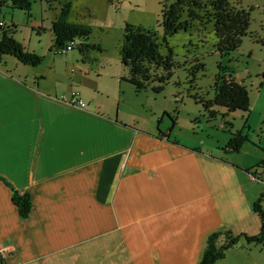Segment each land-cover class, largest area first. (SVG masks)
<instances>
[{
  "label": "crops",
  "instance_id": "obj_1",
  "mask_svg": "<svg viewBox=\"0 0 264 264\" xmlns=\"http://www.w3.org/2000/svg\"><path fill=\"white\" fill-rule=\"evenodd\" d=\"M36 1L41 17L47 5L53 10V2ZM36 15L32 29L50 31L53 46L58 13L46 24ZM72 59L65 70L0 64V241L13 247L8 264H198L211 231L260 232L254 203L264 162L260 170L225 150L228 139L213 150L173 139V130L164 137L138 127L121 95L116 105L103 90L99 66L80 51ZM65 72L70 89L77 78L96 80L80 92L87 108L62 100L65 87L47 82L49 74L66 82ZM123 77L113 72L110 84L132 94ZM14 190L31 194L26 219Z\"/></svg>",
  "mask_w": 264,
  "mask_h": 264
},
{
  "label": "rangeland",
  "instance_id": "obj_2",
  "mask_svg": "<svg viewBox=\"0 0 264 264\" xmlns=\"http://www.w3.org/2000/svg\"><path fill=\"white\" fill-rule=\"evenodd\" d=\"M52 1L53 10L48 11L50 8L47 5L48 10L46 8L42 17L37 11L36 0L33 2L30 16L25 11L14 9L9 5L1 7L2 16L10 24L12 22L17 24L15 34L19 40L25 43L26 49L44 56L40 65L29 68H35L36 71H49V67L56 65L57 68L65 70L68 61L72 62L73 60L72 53L79 52L82 39L75 38L77 45L73 52L69 50L66 54L58 52L56 54L51 45V32L43 30L38 35L37 30L32 29L30 25L34 13H37L36 18H38L35 22L40 21V18H45L43 22L46 24L50 21L49 18H55L56 13L60 12L65 2L71 1L73 6L70 20L91 25L92 34L88 42L99 47L91 54V58H93L90 59L91 61L89 59L84 61L86 63L94 62L93 68L99 66L103 73L99 78L105 80L103 84L101 83V86L105 87L103 90L113 95L110 96V100L114 104L119 103V97L116 95H121L120 100L131 106V111H134L132 113L139 118L135 121L139 122L138 127L158 132L159 125L161 130L167 132L173 126V119L170 116L172 115L177 119V124L172 132L173 139L179 138L185 143H195L201 148L210 147L213 150L216 149L218 143L221 145L222 141L224 143L226 139L229 142L232 137L231 133L243 129V132L248 135V140L245 141L246 145L244 143L239 150L240 156L248 161L253 159L258 165L257 168L263 167L264 0H228L238 9L248 12L250 21L248 34L242 38L236 50H231L229 53L220 52L217 49L213 23H210L207 29H202L195 24L188 31L182 30L168 37L165 42L161 25L162 10L164 3L169 5L176 0ZM206 1L207 5L211 2V0ZM46 2L49 4L48 0ZM204 10L206 11V9ZM204 13V11H200V14ZM126 24L141 25L156 31L159 41L162 43L161 53L163 55L172 54L175 65L164 89L159 93L154 92L151 87L142 92H136L135 86L128 83L133 92L130 94L127 90L124 96V90L119 91L116 86L110 84L109 80L112 79L113 72L119 71L124 76L128 73V69L123 66L120 58ZM94 57H97V60ZM5 58L0 64H4L5 60L9 66L18 62L14 56ZM226 72L233 74L237 80L248 87L250 112L236 110L228 113L227 108L220 106L215 108L218 110V114L212 119L199 100L214 97L219 74ZM70 74H72L71 71ZM44 76L46 77V75ZM65 80L66 82L63 83V79L57 75L49 74L47 76V82L50 85H58L60 91L65 87L64 89L69 95L73 91L80 93L85 85L96 83V80L91 79L89 82L86 81L85 85H81L77 78L75 81L77 88L70 89L72 80L68 78L67 72H65ZM96 85L99 87V82ZM108 87L112 92L107 90ZM83 99L85 100V98ZM159 120H161L160 124H158ZM226 121H230L231 126L226 125ZM239 151L236 153L239 154ZM234 156L233 154L228 155L230 158ZM262 169L260 168V170ZM260 185L264 192V182L260 181ZM215 264H264V243L248 242L242 237L236 246L229 248L224 258L218 259Z\"/></svg>",
  "mask_w": 264,
  "mask_h": 264
},
{
  "label": "trees",
  "instance_id": "obj_3",
  "mask_svg": "<svg viewBox=\"0 0 264 264\" xmlns=\"http://www.w3.org/2000/svg\"><path fill=\"white\" fill-rule=\"evenodd\" d=\"M48 1L49 3L53 2L52 0ZM33 2L34 0H0V7L9 5L14 9L25 11L30 16ZM207 3L206 0H176L169 5L164 3L161 20L164 41L167 42L168 37L179 31H188L195 24L202 29H207L210 23H213L217 49L225 53L236 50L242 38L248 34L249 13L238 9L228 0H211L209 5ZM72 6L71 1L65 2L53 22V48L55 52H58L75 38H80L82 40L79 51L84 55V58L91 59V54L99 48L96 44L88 42L92 34V27L87 23L70 20ZM200 11L205 13L200 14ZM16 26L12 22L6 27L0 28V63L6 56H14L26 65H39L43 59L42 55L28 51L15 37ZM161 46L162 43L159 41L156 31L141 25L126 24L120 58L122 64L128 69V73L123 79L132 83L136 92H142L150 87L157 93L164 89L175 64L172 54L163 55L161 53ZM201 65L204 66V64ZM230 72L233 73V71ZM199 101L212 119L217 117L218 110L215 108L220 106L227 108L228 113L236 110L250 112L248 87L237 80L233 74L227 72L219 74L214 97ZM170 116L173 119V126L167 132L161 130L158 125V132L161 136L169 137L177 124L176 117ZM226 125L231 126L230 121H226ZM231 134L232 137L225 150L239 151L248 140V135L243 132V129ZM13 201L18 206L21 217L26 219L33 208L31 194L28 191L14 190ZM254 210L259 213L262 221L258 234L236 233L229 227L215 229L206 237L198 264H215L218 259L224 258L226 251L236 246L242 237L248 242L264 243V192L254 203Z\"/></svg>",
  "mask_w": 264,
  "mask_h": 264
},
{
  "label": "built area",
  "instance_id": "obj_4",
  "mask_svg": "<svg viewBox=\"0 0 264 264\" xmlns=\"http://www.w3.org/2000/svg\"><path fill=\"white\" fill-rule=\"evenodd\" d=\"M6 25H7V22L0 17V28H4L6 27ZM76 45H77L76 40H73L70 43H68L66 47L58 50V53L65 54L69 50L74 49ZM62 100L69 102L71 104H75L81 108L88 107V103L81 97L78 91H73L70 95L63 94ZM262 177H264V171L262 173ZM255 178L258 179L259 177H255ZM12 250H13V247L11 244L6 243V241H0V264H8L7 257Z\"/></svg>",
  "mask_w": 264,
  "mask_h": 264
}]
</instances>
